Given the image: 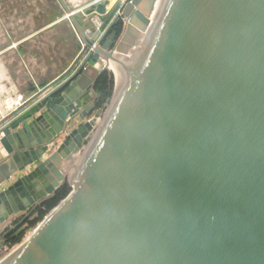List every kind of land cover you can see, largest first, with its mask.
<instances>
[{
	"label": "water",
	"instance_id": "95a60500",
	"mask_svg": "<svg viewBox=\"0 0 264 264\" xmlns=\"http://www.w3.org/2000/svg\"><path fill=\"white\" fill-rule=\"evenodd\" d=\"M107 4L70 16L88 58L0 122V250L71 189L0 264H264V0H131L120 32Z\"/></svg>",
	"mask_w": 264,
	"mask_h": 264
},
{
	"label": "crops",
	"instance_id": "0c3cea01",
	"mask_svg": "<svg viewBox=\"0 0 264 264\" xmlns=\"http://www.w3.org/2000/svg\"><path fill=\"white\" fill-rule=\"evenodd\" d=\"M62 1L66 8L60 0H0V121L9 98L29 100L71 74L82 44L63 16L91 0Z\"/></svg>",
	"mask_w": 264,
	"mask_h": 264
},
{
	"label": "built area",
	"instance_id": "2783aa9c",
	"mask_svg": "<svg viewBox=\"0 0 264 264\" xmlns=\"http://www.w3.org/2000/svg\"><path fill=\"white\" fill-rule=\"evenodd\" d=\"M105 2H108V4L105 5V14H107L111 8L116 6L117 10L114 13L112 19L114 17L118 16L120 18L121 25H122L124 23V19L122 18V15H121L122 10L126 4L131 2V0H91L84 7H81L74 12L64 13L63 18L68 20L69 22H71L70 21L71 15L74 16L75 14H81L83 21L89 26L90 30H96L100 27L103 17L95 12V8H96V6L104 4ZM112 19L110 21H112ZM81 44H82V42H81ZM93 48H94V44L89 48H85L84 45L82 44V48H81L80 53L85 49L86 54H85L84 58H88L89 54L92 53ZM95 68L99 70L102 67L100 64L97 63L95 65ZM46 91H47V89L44 90L43 92H46ZM42 93L40 95H42ZM27 101L28 100H22V98L19 96H16L15 98H9L6 101L5 112H4L5 114H4V117L1 121L6 120L9 116H11L13 114L19 113ZM56 144L58 145V143H56ZM56 144L52 143L49 146V151L54 150V148H56ZM6 246L8 247L9 245H6Z\"/></svg>",
	"mask_w": 264,
	"mask_h": 264
},
{
	"label": "trees",
	"instance_id": "16d2710c",
	"mask_svg": "<svg viewBox=\"0 0 264 264\" xmlns=\"http://www.w3.org/2000/svg\"><path fill=\"white\" fill-rule=\"evenodd\" d=\"M121 26L120 24L116 26L115 30L120 32ZM108 74L104 72L96 82L95 91L98 94L97 107H101V105L110 98V90L112 87V80L108 81ZM110 88V89H109ZM70 187L68 185H64L60 190L57 191L55 197L49 201H47L43 207L38 212L37 217L30 222V228L34 227L37 223H39L55 206L62 201L70 192ZM23 234L21 233L15 239L9 240V246H13L18 244L23 238Z\"/></svg>",
	"mask_w": 264,
	"mask_h": 264
},
{
	"label": "rangeland",
	"instance_id": "374dc122",
	"mask_svg": "<svg viewBox=\"0 0 264 264\" xmlns=\"http://www.w3.org/2000/svg\"><path fill=\"white\" fill-rule=\"evenodd\" d=\"M111 80H112V87H111V90H110V98L108 100H106L105 102H107V101H109L111 99V97L113 95L114 88H115V82L116 81H115V78H114V74H112V71H111ZM66 185H68V184H66ZM39 223H37L34 227L27 228L25 230V232L23 233V235H24L23 238L21 239V241L18 244L13 245V246H8V247L6 246L5 249L0 250V259H2L4 256H6L14 247H16L17 245H19L26 237H28L32 233V231L37 227V225Z\"/></svg>",
	"mask_w": 264,
	"mask_h": 264
},
{
	"label": "bare ground",
	"instance_id": "6f19581e",
	"mask_svg": "<svg viewBox=\"0 0 264 264\" xmlns=\"http://www.w3.org/2000/svg\"><path fill=\"white\" fill-rule=\"evenodd\" d=\"M44 2V1H43ZM89 28V27H88ZM81 50V49H80ZM114 58L116 59L115 62L111 61L107 64V67L108 69H110L111 71L115 72L118 76V78L120 77L121 75V67L119 66L118 62L119 63H122V60H121V56L119 53H114ZM30 236V235H29ZM28 236V237H29Z\"/></svg>",
	"mask_w": 264,
	"mask_h": 264
},
{
	"label": "flooded vegetation",
	"instance_id": "af4514ba",
	"mask_svg": "<svg viewBox=\"0 0 264 264\" xmlns=\"http://www.w3.org/2000/svg\"><path fill=\"white\" fill-rule=\"evenodd\" d=\"M120 26H121V23H120ZM45 204V203H44ZM44 204H42L41 206H39V207H37L34 211H33V215L31 216V221L32 220H34L36 217H37V213L40 211V209L43 207V205ZM37 214V215H36ZM20 219H17V220H15L12 224H11V227H15L17 224H18V221H19ZM30 223V222H29ZM19 228H17V229H14L13 231H12V233L10 234V236L11 237H9V239H7V241H8V243H9V240H12V239H15L17 236V230H18ZM13 237V238H12ZM12 238V239H11Z\"/></svg>",
	"mask_w": 264,
	"mask_h": 264
}]
</instances>
